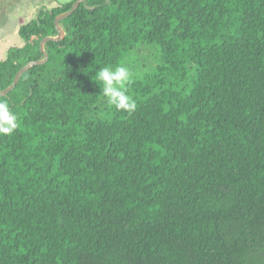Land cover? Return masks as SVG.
Returning a JSON list of instances; mask_svg holds the SVG:
<instances>
[{
  "label": "trees",
  "instance_id": "1",
  "mask_svg": "<svg viewBox=\"0 0 264 264\" xmlns=\"http://www.w3.org/2000/svg\"><path fill=\"white\" fill-rule=\"evenodd\" d=\"M75 1L20 28L0 90ZM60 25L0 96V264H264V0H87Z\"/></svg>",
  "mask_w": 264,
  "mask_h": 264
},
{
  "label": "clouds",
  "instance_id": "2",
  "mask_svg": "<svg viewBox=\"0 0 264 264\" xmlns=\"http://www.w3.org/2000/svg\"><path fill=\"white\" fill-rule=\"evenodd\" d=\"M130 70L124 66L100 68L95 79L102 82L101 94L109 105L117 110L135 111L136 102L127 94L126 85L130 80ZM18 127V117L7 101H0V136L12 135Z\"/></svg>",
  "mask_w": 264,
  "mask_h": 264
},
{
  "label": "rangeland",
  "instance_id": "3",
  "mask_svg": "<svg viewBox=\"0 0 264 264\" xmlns=\"http://www.w3.org/2000/svg\"><path fill=\"white\" fill-rule=\"evenodd\" d=\"M71 1L73 0H0V61L7 59L9 49L24 45L18 34L13 35L10 31V26L17 22L18 17L22 18V24H26L36 17L35 12L39 9H49ZM25 10L31 14L28 19L23 17Z\"/></svg>",
  "mask_w": 264,
  "mask_h": 264
},
{
  "label": "water",
  "instance_id": "4",
  "mask_svg": "<svg viewBox=\"0 0 264 264\" xmlns=\"http://www.w3.org/2000/svg\"><path fill=\"white\" fill-rule=\"evenodd\" d=\"M87 0H76L71 9L65 13H62L60 15H58L55 19V26H56V30H57V36H49V37H46L42 40L41 42V45H40V49H41V52L44 54V59L42 60H39V61H33V62H30L28 63L27 65H25L24 67H22L18 73L16 74L15 76V79L13 81V83L8 87L6 88L5 90H0V96L1 97H5L7 96L10 92H12L16 85L19 83L21 77L27 72L29 71L31 68L35 67V66H41V65H44L48 62L49 60V56L48 54L46 53V50H45V45L49 42V41H53V42H61L65 39V36H66V32L65 30L63 29V27L60 25L61 22H63L65 19L69 18L70 16H72L75 11L79 8V6L81 4H86ZM88 9H92V7H89L88 6Z\"/></svg>",
  "mask_w": 264,
  "mask_h": 264
},
{
  "label": "crops",
  "instance_id": "5",
  "mask_svg": "<svg viewBox=\"0 0 264 264\" xmlns=\"http://www.w3.org/2000/svg\"><path fill=\"white\" fill-rule=\"evenodd\" d=\"M37 13V11L35 12ZM31 14L29 13L28 10H25L24 13H23V17H25V19H28V17H30ZM24 19V18H23ZM22 18L21 17H18L17 18V22H13V25L10 26V31H11V34L15 35V34H18L19 36V30L20 28L25 25V24H22L23 22H21ZM30 22V21H29ZM27 24V23H26ZM20 37V36H19ZM24 46V45H23ZM22 46V47H23ZM20 48V47H18Z\"/></svg>",
  "mask_w": 264,
  "mask_h": 264
}]
</instances>
